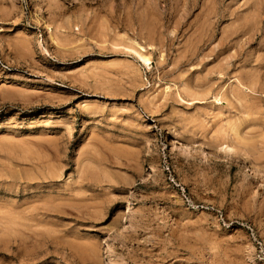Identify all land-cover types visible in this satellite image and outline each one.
Listing matches in <instances>:
<instances>
[{
  "label": "rangeland",
  "instance_id": "obj_1",
  "mask_svg": "<svg viewBox=\"0 0 264 264\" xmlns=\"http://www.w3.org/2000/svg\"><path fill=\"white\" fill-rule=\"evenodd\" d=\"M0 58V264H264V0H0Z\"/></svg>",
  "mask_w": 264,
  "mask_h": 264
},
{
  "label": "built area",
  "instance_id": "obj_2",
  "mask_svg": "<svg viewBox=\"0 0 264 264\" xmlns=\"http://www.w3.org/2000/svg\"><path fill=\"white\" fill-rule=\"evenodd\" d=\"M0 67L3 69H8V66L3 62V60L0 58Z\"/></svg>",
  "mask_w": 264,
  "mask_h": 264
},
{
  "label": "bare ground",
  "instance_id": "obj_3",
  "mask_svg": "<svg viewBox=\"0 0 264 264\" xmlns=\"http://www.w3.org/2000/svg\"><path fill=\"white\" fill-rule=\"evenodd\" d=\"M139 57L142 59V61L147 65L148 64V60L145 59L143 56L139 55ZM228 153V152H227Z\"/></svg>",
  "mask_w": 264,
  "mask_h": 264
}]
</instances>
